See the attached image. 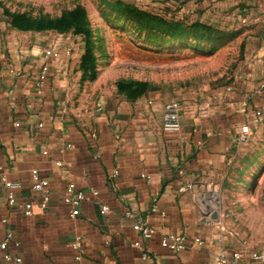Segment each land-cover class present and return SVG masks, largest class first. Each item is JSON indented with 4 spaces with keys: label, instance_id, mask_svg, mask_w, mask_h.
I'll list each match as a JSON object with an SVG mask.
<instances>
[{
    "label": "crops",
    "instance_id": "obj_1",
    "mask_svg": "<svg viewBox=\"0 0 264 264\" xmlns=\"http://www.w3.org/2000/svg\"><path fill=\"white\" fill-rule=\"evenodd\" d=\"M158 2L169 13L176 9L179 16L216 25L234 27L246 19L251 32L252 44L231 90L200 101L210 105L206 116L196 115L199 101L180 102L179 132L161 128L166 100L111 95L96 103L78 91L75 49L62 36L29 49L6 50L0 43V176L22 184L13 206L0 193V240L10 231L19 242L0 249V264H14L5 252L20 255L23 264H214L220 249H241L235 264H249L248 251L263 242L240 239L221 210L212 222L204 211L212 208L241 124L256 127L255 112L264 107V0H154L151 5ZM52 45H71V55L47 58L44 50ZM44 63L49 71L37 88ZM33 170L49 182L46 209L32 191ZM69 183L75 190H98L96 196L87 194L75 217L62 201ZM188 183L193 188L181 191ZM25 201L31 203L30 215L23 213ZM127 211L135 216L126 217ZM138 219L150 226V238L138 232ZM169 233L184 235L187 248L161 247L160 238ZM195 237L202 243H193ZM78 238L80 251L73 248Z\"/></svg>",
    "mask_w": 264,
    "mask_h": 264
},
{
    "label": "rangeland",
    "instance_id": "obj_2",
    "mask_svg": "<svg viewBox=\"0 0 264 264\" xmlns=\"http://www.w3.org/2000/svg\"><path fill=\"white\" fill-rule=\"evenodd\" d=\"M152 2L0 0V43L6 50L29 49L62 36L75 49L78 91L96 103L111 95L179 103L214 100L243 67L252 44L248 26L179 16L176 9L169 13L166 5ZM124 7L181 20L185 34L168 39L144 30ZM215 196L216 212H223L240 239L264 242V116L249 141L237 145Z\"/></svg>",
    "mask_w": 264,
    "mask_h": 264
},
{
    "label": "built area",
    "instance_id": "obj_3",
    "mask_svg": "<svg viewBox=\"0 0 264 264\" xmlns=\"http://www.w3.org/2000/svg\"><path fill=\"white\" fill-rule=\"evenodd\" d=\"M242 24H246V19L241 20ZM264 24V19H263ZM72 46L69 45L65 49H61L55 45H52L44 50V55L47 58H59L60 55L65 54L66 56H70L72 52ZM49 71L48 64L44 63L39 69L38 75L35 79V85L37 88L46 80L47 74ZM239 74H235L233 81L226 86V90H231L233 83L238 79ZM150 102V101H149ZM208 102H199L197 106V116H206L210 113ZM264 116V107L260 108L255 112L256 122L260 121ZM16 126H19V123H15ZM41 125V124H39ZM161 128L167 132H179L181 130V122H180V103L177 100H169L166 101L163 105L162 116H161ZM252 135V128L250 124L244 123L241 124L239 131L235 137V143L237 145L245 144L249 141ZM47 151H43V154H46ZM58 165H61V162H56ZM117 171H114V175ZM32 182V191L37 196L38 205L41 209H46L49 204L50 192H49V182L46 178L41 177L38 170H33L31 175ZM22 184L19 181H12L7 179L4 175L0 176V193L4 192L6 202L9 206H13L16 202V193L17 189H21ZM193 185L191 183L186 184L180 188L181 191L191 190ZM91 194L93 196L98 195V190L94 188H89L87 191L83 190H75L74 186L69 183L66 185L64 194L62 196L63 203L69 207V216L75 217L79 211L81 203L87 199V194ZM210 200L212 204L211 210L204 211L208 216V222H212L211 214L213 211L218 210L215 206V200ZM216 199V198H215ZM107 210L106 205L101 206V212H105ZM152 211H156V205L154 204L151 208ZM23 213L24 215H30L32 213L31 203L29 201H25L23 204ZM126 217H134L135 213L132 211L125 212ZM2 223H6L7 219H1ZM136 228L140 235L148 239L152 235V231L147 222L137 220ZM12 242L15 247H18L19 242L14 240L13 234L10 231H7L2 240H0V249L5 250L8 247V244ZM193 243L201 244L202 240L199 237H195L193 239ZM135 245H138V242H135ZM161 247L173 251L180 252L187 248L188 243L186 238L182 234H174L169 233L165 234L160 238ZM81 240L78 238L73 243V248L77 251L81 250ZM243 255V251L241 249H235L231 251H227L225 249L218 250L213 255L214 264H235ZM4 258L7 261H12L14 264H23L22 257L20 255H13L9 252L4 253ZM248 257L250 259L249 264H264V242L259 244L257 247L252 248L248 251ZM77 259L80 258V255L77 254Z\"/></svg>",
    "mask_w": 264,
    "mask_h": 264
},
{
    "label": "trees",
    "instance_id": "obj_4",
    "mask_svg": "<svg viewBox=\"0 0 264 264\" xmlns=\"http://www.w3.org/2000/svg\"><path fill=\"white\" fill-rule=\"evenodd\" d=\"M124 8L125 15L135 19L144 30H156L168 39L179 38L185 34L186 25L181 20H167L154 14L138 11L134 8Z\"/></svg>",
    "mask_w": 264,
    "mask_h": 264
},
{
    "label": "water",
    "instance_id": "obj_5",
    "mask_svg": "<svg viewBox=\"0 0 264 264\" xmlns=\"http://www.w3.org/2000/svg\"><path fill=\"white\" fill-rule=\"evenodd\" d=\"M217 217H218L217 212L216 211H213L212 214H211V218L212 219H217Z\"/></svg>",
    "mask_w": 264,
    "mask_h": 264
},
{
    "label": "bare ground",
    "instance_id": "obj_6",
    "mask_svg": "<svg viewBox=\"0 0 264 264\" xmlns=\"http://www.w3.org/2000/svg\"><path fill=\"white\" fill-rule=\"evenodd\" d=\"M214 198H216V197H214ZM215 200V199H214Z\"/></svg>",
    "mask_w": 264,
    "mask_h": 264
}]
</instances>
